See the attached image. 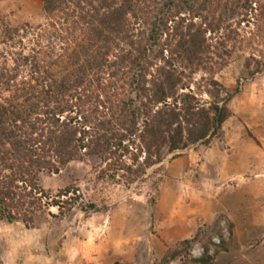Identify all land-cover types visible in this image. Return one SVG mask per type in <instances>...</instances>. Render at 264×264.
Returning <instances> with one entry per match:
<instances>
[{
	"label": "trees",
	"instance_id": "trees-1",
	"mask_svg": "<svg viewBox=\"0 0 264 264\" xmlns=\"http://www.w3.org/2000/svg\"><path fill=\"white\" fill-rule=\"evenodd\" d=\"M40 2L47 23L34 44L27 29L0 24V221L26 228L45 206L60 218L75 207L72 186L45 203L39 184L69 161L97 157L100 178L121 177L130 187L165 154L210 145L238 92L223 97L212 76L237 44L264 39V0ZM240 27L253 29L249 38ZM249 58V79L264 74L263 62ZM205 227L152 264H214L209 247L214 254L228 247L213 244Z\"/></svg>",
	"mask_w": 264,
	"mask_h": 264
},
{
	"label": "rangeland",
	"instance_id": "rangeland-1",
	"mask_svg": "<svg viewBox=\"0 0 264 264\" xmlns=\"http://www.w3.org/2000/svg\"><path fill=\"white\" fill-rule=\"evenodd\" d=\"M0 19V24L3 21L11 28L34 34L24 35L32 44L38 29L47 23L40 0H0ZM252 31L249 27L238 30L245 38ZM231 52L226 64L212 76L225 88L223 97L238 91L229 103L231 117L223 124L221 135L208 146L196 145L175 153L178 155L174 159L165 154L159 165L147 170L143 182L130 187L121 177L100 178L99 169L104 164L97 157L69 161L59 167L58 174H41L39 184L49 194L45 203L67 186H72L80 199L61 218L56 208L47 210L45 206L44 214L35 215L30 228L20 222L0 221V264H152L168 248L190 239L203 226H209L205 228L213 244L223 242L228 247L233 240L228 214L232 218L243 212L239 209H245L246 202L240 191H247L244 184L255 175L249 170L260 166L258 163L243 170V152L251 144L264 157V74L249 79L246 70L248 60L250 67L253 65L251 56L259 58L264 66V39L237 44ZM200 76L196 74L194 80L199 82ZM194 93L199 96L196 90ZM199 94L207 98L204 88ZM130 155L125 156L127 162ZM231 181H241L239 189H234ZM253 200L257 202L256 210L264 204V198ZM187 203L201 204L206 209L202 215L215 210L214 218L200 220V216L196 222L188 219L185 226L182 217L188 212L183 205ZM87 204H94L97 211H82ZM220 205L222 213L217 210ZM253 222L254 227L261 224L260 219ZM182 223L186 229L180 239ZM244 226L237 224L236 230L245 232ZM225 252L214 254L213 247H209L214 264H230L234 257ZM201 253L200 244L192 243L189 256L196 259ZM255 256L252 253L246 261L255 264Z\"/></svg>",
	"mask_w": 264,
	"mask_h": 264
},
{
	"label": "crops",
	"instance_id": "crops-1",
	"mask_svg": "<svg viewBox=\"0 0 264 264\" xmlns=\"http://www.w3.org/2000/svg\"><path fill=\"white\" fill-rule=\"evenodd\" d=\"M242 157H243L242 160L245 162L246 165V167L243 170L246 171L250 166L252 168V165L257 166L260 164V166H257V168L255 167L249 170V172H254L255 175L252 177L249 176L252 178L250 180V183L244 184V191L245 190L247 191L246 192L240 191L241 195L244 196L246 202V205L244 206L245 209L240 208L239 210H242L243 212L240 211L237 212L236 214L238 216L233 215L232 216L233 219L230 218L228 214V218L231 221L230 223H233V240L231 244L228 246L227 252H225L224 254H226L227 256L234 257V259L229 261L230 264L232 263L249 264L246 261L248 256H250L252 253H255L256 255L255 261H257L255 264H264V204L259 209L256 210L257 202L253 200L256 198H258L259 200L264 198V159H262L264 157L261 155L259 156V154L256 151H254V147L251 144L249 145V147L246 148L245 152H243ZM227 166L229 167L231 166V164L229 163ZM241 166H239L238 169H240ZM240 182L236 183L234 181H231L233 185L232 187L234 189H239ZM207 204L208 203L206 202V206ZM183 206L185 207V210L188 212L186 217H182V222H184L185 226L187 224L188 219L196 222V220L199 219V217L201 216L200 220H203L205 218L210 220L215 214V210L212 209L210 212L208 211V213L202 215V212L204 211L205 208L201 206V204L199 203H192V204L187 203ZM221 206L222 205H220L217 209L218 211H220V213L223 212ZM258 210H260L259 211L260 213L257 212ZM257 219L261 220V224L258 227L257 226L254 227L253 225H255L256 222H253V220L257 221ZM241 223H244L245 225L244 227H246L245 232H240L238 229L236 230L237 224H241ZM184 224L182 226L180 224L181 227L180 236H179L180 239L181 237H183L182 235H184V229H186ZM151 241L152 243L153 242L156 243L153 240Z\"/></svg>",
	"mask_w": 264,
	"mask_h": 264
},
{
	"label": "built area",
	"instance_id": "built-area-1",
	"mask_svg": "<svg viewBox=\"0 0 264 264\" xmlns=\"http://www.w3.org/2000/svg\"><path fill=\"white\" fill-rule=\"evenodd\" d=\"M214 241V240H213ZM217 244H218V242H217Z\"/></svg>",
	"mask_w": 264,
	"mask_h": 264
}]
</instances>
